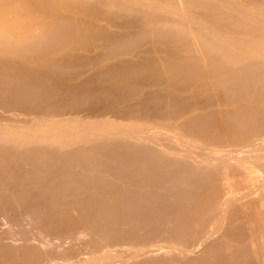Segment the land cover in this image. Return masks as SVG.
Returning a JSON list of instances; mask_svg holds the SVG:
<instances>
[{
  "label": "bare ground",
  "instance_id": "bare-ground-1",
  "mask_svg": "<svg viewBox=\"0 0 264 264\" xmlns=\"http://www.w3.org/2000/svg\"><path fill=\"white\" fill-rule=\"evenodd\" d=\"M0 264H264V0H0Z\"/></svg>",
  "mask_w": 264,
  "mask_h": 264
},
{
  "label": "rangeland",
  "instance_id": "rangeland-1",
  "mask_svg": "<svg viewBox=\"0 0 264 264\" xmlns=\"http://www.w3.org/2000/svg\"><path fill=\"white\" fill-rule=\"evenodd\" d=\"M254 197H255V195H254ZM253 197V195L252 196H250V198H254ZM248 198H244V199H242L241 201H243V200H247Z\"/></svg>",
  "mask_w": 264,
  "mask_h": 264
}]
</instances>
